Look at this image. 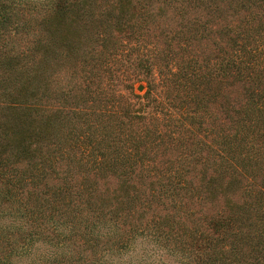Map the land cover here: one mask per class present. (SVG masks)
Here are the masks:
<instances>
[{
    "label": "trees",
    "instance_id": "1",
    "mask_svg": "<svg viewBox=\"0 0 264 264\" xmlns=\"http://www.w3.org/2000/svg\"><path fill=\"white\" fill-rule=\"evenodd\" d=\"M0 219V264H264V0H0Z\"/></svg>",
    "mask_w": 264,
    "mask_h": 264
},
{
    "label": "rangeland",
    "instance_id": "2",
    "mask_svg": "<svg viewBox=\"0 0 264 264\" xmlns=\"http://www.w3.org/2000/svg\"><path fill=\"white\" fill-rule=\"evenodd\" d=\"M164 28V27H161ZM153 31L155 34H157L159 29H155V30H151ZM115 35L117 36L118 40H117V48H116V52H117V57L118 56H123L124 54L127 55H131L136 56V57H150L151 55V51H150V44L153 41L152 40V34L151 32H145L143 35L139 36V37H123V35H118V33H115ZM125 57V56H123ZM157 71V70H156ZM155 74V71H154ZM139 85H142V90L138 91L137 87ZM136 87V92L139 93L140 95H143L147 89L146 87V80L141 78L140 81H138L135 84ZM172 92L175 94H180V96H182V94L184 92H180L176 89H172ZM9 220L8 219H0V224H5L7 223ZM135 251L140 252L142 249H146L149 252H154L152 258H155L156 260L161 258L163 261L167 262V263H171V264H177V262H175L174 259H177L175 257H171L169 256L164 250L159 249L158 247H155L152 245L151 242L148 241H142L140 239H138L135 244ZM134 254H136V252H128L126 254H123L121 258H118L116 255L113 256V261L114 262H121L125 264V261L129 260V258L131 259L130 261H134L136 259V257H134ZM128 263V261H127ZM157 264V263H156Z\"/></svg>",
    "mask_w": 264,
    "mask_h": 264
},
{
    "label": "water",
    "instance_id": "3",
    "mask_svg": "<svg viewBox=\"0 0 264 264\" xmlns=\"http://www.w3.org/2000/svg\"><path fill=\"white\" fill-rule=\"evenodd\" d=\"M142 88H143L142 85H139V86L137 87V90H138V91H141Z\"/></svg>",
    "mask_w": 264,
    "mask_h": 264
}]
</instances>
